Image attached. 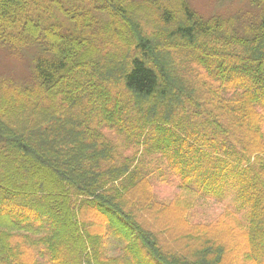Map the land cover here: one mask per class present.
<instances>
[{"label":"trees","instance_id":"trees-1","mask_svg":"<svg viewBox=\"0 0 264 264\" xmlns=\"http://www.w3.org/2000/svg\"><path fill=\"white\" fill-rule=\"evenodd\" d=\"M158 3L0 0V47L36 51L30 84L0 74V264H42L24 260L23 247L29 244L41 247L46 264H103L91 245L92 225L83 218L88 212L93 219L105 218L118 236L134 239L127 255L144 252V264L226 261L228 248L220 236L200 240L184 256L166 255L133 220L131 192L143 180L137 165L143 153L116 164L113 147L102 134L107 129L123 135L122 116L128 109L138 125L137 140L129 136L128 141L147 153L151 135L162 138L163 145L154 148L184 189L192 191L197 184L200 192L217 194L235 186L247 219L236 222L242 231L235 237L244 238L233 245L234 263L242 258L241 264H264V138L258 124L253 125L259 143L250 153L249 143L239 136L251 117L261 123L259 110L264 113V0H252L262 9V20L246 37L228 21L205 22L187 6L179 23ZM151 12H156L153 23L159 29L149 23ZM199 40L207 43L198 46ZM214 44L226 53L211 63L206 53ZM170 49L176 57L171 58ZM211 81L219 83L218 92L232 94L221 104L231 113L229 123L224 127L206 110L204 118L216 129L187 128L190 111L199 117L194 103L209 93ZM238 111L241 116H232ZM153 112L158 113L154 118ZM225 117L220 115L222 121ZM258 243L262 248H256ZM139 256L126 257L125 264H143Z\"/></svg>","mask_w":264,"mask_h":264},{"label":"rangeland","instance_id":"rangeland-1","mask_svg":"<svg viewBox=\"0 0 264 264\" xmlns=\"http://www.w3.org/2000/svg\"><path fill=\"white\" fill-rule=\"evenodd\" d=\"M148 1H156L165 4V7L175 14L179 23H182L185 20L184 14L186 6L191 9L198 18L203 19L205 22H209L212 19L228 21L231 29L241 37L249 35V29L251 30L253 27L259 25L262 20V9H260L257 5H253L252 0ZM160 3H158V5H160ZM154 14H156V12H151V15L149 16L150 25L156 20V16ZM153 28L155 30L158 26H155V23H153ZM165 31H168V29L166 28ZM206 43V41L199 40L198 46H202ZM171 47L173 46L171 45L170 48ZM212 47L214 50L211 49L209 53H206V56L210 58L211 63L214 61V57L222 58V56L226 53L221 45L214 44ZM35 54L36 51L33 50H25L20 51L19 53H14L8 48L0 47L1 76L5 79H12L13 82L19 85L30 84L34 73L33 59ZM172 54L174 56L171 58L176 57L174 52ZM230 55L232 58H235L237 56V52H230ZM240 55L243 56L245 54L241 53ZM169 61L170 60H168L167 63H169ZM161 62V64L164 63V61ZM157 66H159V64H156V67ZM183 70L184 68L181 66L178 68L180 74H183ZM211 84H213V87L210 89L209 93L206 94L205 92V95H201L203 98L194 103L199 106L198 110L200 113L196 111V114L199 115V117L195 119L194 116H192L193 112L190 111L191 115L188 121H186L187 123L189 122V126L187 128L197 130L199 132L207 130L213 131L211 128L216 129L214 126H209L208 118H204L205 115L208 114L206 110L210 111V113L215 117V120L217 119V122L223 124L224 127H226V124L229 123L231 113L228 109H222L221 104H224L222 103L224 96L226 98H230L232 94H227L226 92L224 93L221 91L218 92L220 90L218 82L211 81ZM214 92H216L215 96ZM205 98H210L212 100V105H209V103L207 104V100ZM181 102L183 103L182 100ZM163 103L165 102H162V104ZM175 103L179 104L178 101H175ZM151 104L146 103L143 106L150 107ZM177 106L176 104L175 106H172L174 108V112L177 111ZM111 108L112 106H109V112L112 115L113 112ZM259 111L261 114V123L258 117V119L251 117L250 121H252V123L249 122V126L245 124L244 129L241 131V134L242 132L243 134L239 135L244 138L245 142L249 143L248 151L250 153L257 150L256 146H258L259 143L258 135H255L252 130L253 125L258 124V127H260L259 134L262 138H264V113L262 110ZM242 112L238 111L237 113H232V116L235 115L236 117H239ZM75 113L76 112L74 111L72 116H74ZM222 113L226 114L223 121L222 118H220ZM123 115L124 116H122V118L126 122L125 129L127 128L128 131L124 130L123 135H120L116 131L113 132L107 129H102V134L105 137V142L110 143L113 147V155L115 158L114 162L116 164H118L119 161L123 162L125 161L124 159L134 157L136 155L138 156V154L143 153L142 159L139 160L142 164L136 163L138 167H140V176H143L144 181L142 180V182L136 186L134 191L131 192V197L136 202L134 206L135 210H131L134 216V219H132L147 235L152 238V241H154L159 249L166 255L185 254L186 250L190 251L189 249L192 247L197 249L200 240V243H202L210 237L213 238L220 236L223 244L228 248L225 258L226 261L224 260L223 264H235L234 253L232 251L233 245H235V243L241 244L244 238L243 234L241 237H235L236 234L242 231V229L240 230L237 227L236 222H238V220L245 222L247 219L245 212L239 208V203L237 202L238 192L235 186L228 185L226 187H222L216 191L217 194H213L211 192L202 193L200 192V188L197 184L192 185V191L184 189L180 177L172 171L167 161L162 158V156L154 148L156 143L163 145L162 138L158 140L150 133L149 135H151L152 138L147 144L146 153L143 146H138L134 142L130 143L128 141L129 136H132L131 139L133 141L137 140L135 135L138 134V125L134 122V120H132L135 114L131 109H128ZM156 115H158V113L153 112L152 118L156 117ZM193 119H195L196 124ZM211 119L214 121L212 116ZM172 121L175 122L174 117ZM86 126L88 127V125ZM177 143L179 142L177 141ZM187 205H189V207H187ZM129 211L130 209L128 210L125 208V212L128 215L130 214ZM83 218L86 222H90L92 225V227L89 228V232L93 237L91 245H93L95 254L98 255V262L103 264H125L126 257L127 260H130V258L132 260L138 255L142 256L141 258L143 264L144 261H148V257L143 256L144 252L142 249L140 250L143 252L142 254L139 253V251H136L137 256H133V254L127 255V253L130 254L132 252L131 245L133 244L134 239H127V235L118 236L116 230H114V232L111 231L110 227H108V224L105 222V218L99 217L93 219L90 212L85 213ZM135 234L136 233H134V235ZM31 237L32 239H37L38 236L31 235ZM192 237L193 239L195 238L196 242L191 243L188 240ZM136 244L139 245V241H137ZM262 246H264V239ZM262 246L261 243H258L256 248L260 249ZM23 250L27 253L24 260L28 263L32 262V259H34V262L43 261L42 264H46V259L41 257L40 246H37L36 244H29L28 246L25 245ZM196 253L197 251L195 254ZM242 254L243 251L240 253V257ZM241 259L242 258H240V260ZM240 260L239 264H241ZM65 262L66 260L63 261L64 264H66ZM133 263L136 264L135 262ZM58 264H62V261Z\"/></svg>","mask_w":264,"mask_h":264}]
</instances>
